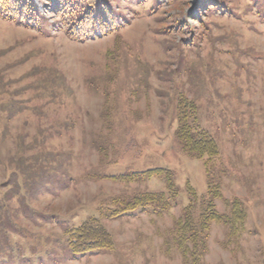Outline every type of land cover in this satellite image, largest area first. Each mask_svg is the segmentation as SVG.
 Returning <instances> with one entry per match:
<instances>
[{
    "label": "rangeland",
    "instance_id": "obj_1",
    "mask_svg": "<svg viewBox=\"0 0 264 264\" xmlns=\"http://www.w3.org/2000/svg\"><path fill=\"white\" fill-rule=\"evenodd\" d=\"M34 2L45 33L0 16V264H185L178 222L210 182L218 212L237 198L247 222L239 237L213 224L202 264H264V0H109L111 33L86 42ZM179 94L218 144L209 174L175 138ZM153 169L176 205L116 218L167 186L113 176ZM87 223L112 246L75 258L67 234Z\"/></svg>",
    "mask_w": 264,
    "mask_h": 264
},
{
    "label": "trees",
    "instance_id": "obj_2",
    "mask_svg": "<svg viewBox=\"0 0 264 264\" xmlns=\"http://www.w3.org/2000/svg\"><path fill=\"white\" fill-rule=\"evenodd\" d=\"M47 1L49 3L47 12L55 15L54 26L65 30L71 40L86 42L111 33L114 12L109 0ZM0 16L6 21L38 29L40 33H45L44 29L49 26L48 16L39 10L34 0H0ZM108 29L110 30L107 31ZM176 111L178 125L175 138L177 143L191 158L205 160L209 174L211 161L219 156V147L211 134L199 125L198 104L184 94H179ZM139 176L141 178L135 174L129 178L122 176H113V178L143 181L154 176H162L166 181L167 192L139 195L124 206L121 205L113 210L116 218L138 208L153 207L159 212H165L176 205L171 200L177 198L178 190L173 174L169 170L153 169ZM222 199L220 185L214 182L209 183L206 196L199 197L196 192L190 195L189 205L184 209L183 216L178 222L177 237L172 244L181 253L185 264H202L203 258L208 253V241L213 224L222 223L228 226L231 235L237 237L243 235L242 232L247 222V212L243 203L237 198L226 200L225 204L230 212L221 214L215 202L222 201ZM196 206H199L197 215H195ZM66 238L67 247L75 258L92 254L95 251L108 250L112 246V240L106 230L89 223L70 231Z\"/></svg>",
    "mask_w": 264,
    "mask_h": 264
}]
</instances>
